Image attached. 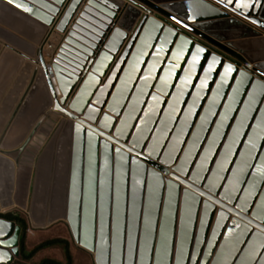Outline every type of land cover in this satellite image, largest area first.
Returning a JSON list of instances; mask_svg holds the SVG:
<instances>
[{
    "label": "water",
    "instance_id": "1",
    "mask_svg": "<svg viewBox=\"0 0 264 264\" xmlns=\"http://www.w3.org/2000/svg\"><path fill=\"white\" fill-rule=\"evenodd\" d=\"M245 2L0 0L48 97L0 143V214L20 174L65 161L64 219L95 264H264V0ZM21 234L0 220V264Z\"/></svg>",
    "mask_w": 264,
    "mask_h": 264
},
{
    "label": "crops",
    "instance_id": "2",
    "mask_svg": "<svg viewBox=\"0 0 264 264\" xmlns=\"http://www.w3.org/2000/svg\"><path fill=\"white\" fill-rule=\"evenodd\" d=\"M35 51V46L0 25V143L6 150L24 141L48 104L46 79L38 72Z\"/></svg>",
    "mask_w": 264,
    "mask_h": 264
},
{
    "label": "rangeland",
    "instance_id": "3",
    "mask_svg": "<svg viewBox=\"0 0 264 264\" xmlns=\"http://www.w3.org/2000/svg\"><path fill=\"white\" fill-rule=\"evenodd\" d=\"M61 164L64 166L63 174L61 171L56 172L57 164L55 165L54 162L51 167L50 175L48 174V171H46L47 178L43 181L40 179V171H37L36 167H34L33 170H25L22 175L20 174L21 181L19 180L20 182H18L17 185L16 204L13 208L8 209L1 214H18L26 219L28 230L25 239V247L27 251H31L34 247L45 241L62 239L69 242L70 252V248L73 249V263L92 264V258L89 253L82 251L79 247H74V243H70V232L64 219L65 205L63 203V194L65 193L64 180L67 179L68 164H66L65 161ZM29 173L32 174V179H29L28 184L27 179ZM37 174L39 177L36 179ZM27 185V191H24L23 189L25 186L27 187ZM35 185H38L39 190L42 192L38 196H34L33 194ZM46 192H49L48 197ZM56 193H60L59 196H56ZM58 258L62 259V263L60 262L61 264H66L62 249H59V247L50 248L46 249L44 252H39L30 262H22V264H39L41 260L48 259L57 261Z\"/></svg>",
    "mask_w": 264,
    "mask_h": 264
},
{
    "label": "trees",
    "instance_id": "4",
    "mask_svg": "<svg viewBox=\"0 0 264 264\" xmlns=\"http://www.w3.org/2000/svg\"><path fill=\"white\" fill-rule=\"evenodd\" d=\"M0 220H3L8 223H14L15 225L19 226L22 230L21 238H20V262L15 264H22L21 262L27 263L31 261L39 252L50 249V248H57L62 249L66 264H72V257L69 250V244L65 240L62 239H55L45 241L38 246L34 247L31 251H27L25 247V239L28 230V224L25 218L19 216L18 214H0ZM39 264H61L55 260H42Z\"/></svg>",
    "mask_w": 264,
    "mask_h": 264
},
{
    "label": "snow or ice",
    "instance_id": "5",
    "mask_svg": "<svg viewBox=\"0 0 264 264\" xmlns=\"http://www.w3.org/2000/svg\"><path fill=\"white\" fill-rule=\"evenodd\" d=\"M230 2H231V0H230ZM235 2H236V5L238 6V7H248L249 5H248V3L247 2H245V3H243V4H241V0H235ZM18 7H19V5H17ZM202 51V50H201ZM229 72H231L232 70H231V68H229V69H227ZM259 260V256H252L251 257V261H258Z\"/></svg>",
    "mask_w": 264,
    "mask_h": 264
},
{
    "label": "built area",
    "instance_id": "6",
    "mask_svg": "<svg viewBox=\"0 0 264 264\" xmlns=\"http://www.w3.org/2000/svg\"><path fill=\"white\" fill-rule=\"evenodd\" d=\"M51 81H52L53 86L56 89L57 96L60 97L61 96V93H60V90H59V87H58V83H57L56 78L55 77H52L51 78Z\"/></svg>",
    "mask_w": 264,
    "mask_h": 264
},
{
    "label": "flooded vegetation",
    "instance_id": "7",
    "mask_svg": "<svg viewBox=\"0 0 264 264\" xmlns=\"http://www.w3.org/2000/svg\"><path fill=\"white\" fill-rule=\"evenodd\" d=\"M70 238H71V236H70ZM66 242H68L67 240H65ZM71 242L73 243V241H72V238H71ZM68 244H69V242H68ZM75 245V244H74ZM81 249V248H80ZM82 251H86V250H83V249H81ZM87 252V251H86ZM87 253H89V252H87ZM90 255H91V258H92V264H95L94 263V257H93V255L91 254V253H89ZM72 257V256H71Z\"/></svg>",
    "mask_w": 264,
    "mask_h": 264
},
{
    "label": "bare ground",
    "instance_id": "8",
    "mask_svg": "<svg viewBox=\"0 0 264 264\" xmlns=\"http://www.w3.org/2000/svg\"><path fill=\"white\" fill-rule=\"evenodd\" d=\"M58 170L61 171V172L63 171L62 168H61V169H58ZM20 181H21V179H20ZM20 181H19V182H20ZM23 190H24V191H27V187L25 186Z\"/></svg>",
    "mask_w": 264,
    "mask_h": 264
}]
</instances>
